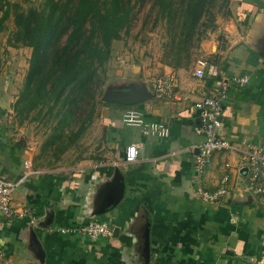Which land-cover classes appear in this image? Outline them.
I'll use <instances>...</instances> for the list:
<instances>
[{
	"label": "crops",
	"instance_id": "obj_1",
	"mask_svg": "<svg viewBox=\"0 0 264 264\" xmlns=\"http://www.w3.org/2000/svg\"><path fill=\"white\" fill-rule=\"evenodd\" d=\"M227 11L200 45L202 56L215 58L217 65L209 64L202 79L194 77L193 65L176 70L169 95L156 93L152 85L155 77L171 72L168 66L130 60L109 67L96 117L101 133L91 135L96 147L88 158L68 167H45L34 147L16 144L0 131V175L18 182L11 207L28 213L0 212V260L264 263V178L251 185L241 158L247 145H264V0H229ZM213 68L248 80L231 85L223 102L218 132L231 148L214 151L197 176L193 162L202 137L195 133L199 121L193 102L209 96ZM127 111L142 126L127 124ZM143 125L158 130L145 134ZM130 144L137 158L125 162ZM221 186L229 190L217 203L201 200V191ZM93 219L105 222L111 235L96 240L83 235L81 228Z\"/></svg>",
	"mask_w": 264,
	"mask_h": 264
},
{
	"label": "trees",
	"instance_id": "obj_2",
	"mask_svg": "<svg viewBox=\"0 0 264 264\" xmlns=\"http://www.w3.org/2000/svg\"><path fill=\"white\" fill-rule=\"evenodd\" d=\"M217 2L186 0L183 10H178L174 0H152L149 11L168 27L160 64L173 73L193 65L194 51L200 52L201 43L216 28ZM133 14V7L124 0H40L26 8L18 1L0 0V33L10 18L13 23L6 46L29 50L27 74L13 110L21 115L51 103L49 110L57 102L71 107L84 95L93 97L97 89L102 91L112 51L121 43ZM6 53L5 48L0 50V63ZM208 61L217 65L213 57ZM91 112L83 121L91 118ZM82 127L83 123L78 130Z\"/></svg>",
	"mask_w": 264,
	"mask_h": 264
},
{
	"label": "rangeland",
	"instance_id": "obj_3",
	"mask_svg": "<svg viewBox=\"0 0 264 264\" xmlns=\"http://www.w3.org/2000/svg\"><path fill=\"white\" fill-rule=\"evenodd\" d=\"M13 1L20 2L23 8H26L30 5H37L40 0ZM124 1H128L129 5L133 7V21L126 33L122 34V40H119L121 43H117L119 47L121 45V49H113L114 58H112L108 68L111 65L114 68L113 65L117 62L118 65L125 66V63L130 60H146V65L149 66L160 64L159 60L163 59L164 55V44L168 41L167 24L162 20L160 21L156 14L149 11L152 0ZM174 2L176 9L183 10L186 0H174ZM228 2L229 0H218L213 10L216 20L215 30L218 27L217 21L224 18L227 12ZM11 30H13V23L10 18L6 22V29L0 33V50L4 48L7 50L0 63V107L4 106L5 108L2 107V109L9 112L7 115L0 110V131L6 132L10 140L12 138L16 144L19 143L24 147H34L37 150L38 161L45 167H68L74 165L77 161L88 158L96 147L95 143L91 141V135L99 137L101 133L100 130L99 132L96 131L99 128V125H96V117L100 106L101 91L97 89L93 97H90L89 94L84 95L83 100L71 107H69V104L61 106L57 102L49 111L50 103L47 106L45 105L41 111L38 110L39 106H37L28 113L24 111L19 115L18 110H13V108L27 74L29 50L6 46V39ZM193 56L196 58L201 57L202 53L201 51H198V53L194 51ZM205 59L209 63L208 59ZM72 96L73 94L69 97ZM91 104H93L92 107ZM56 110H58V113H55ZM90 112L91 118L83 121V118ZM24 115L25 117H23ZM82 123V129L78 130ZM0 264L9 263L0 260Z\"/></svg>",
	"mask_w": 264,
	"mask_h": 264
},
{
	"label": "built area",
	"instance_id": "obj_4",
	"mask_svg": "<svg viewBox=\"0 0 264 264\" xmlns=\"http://www.w3.org/2000/svg\"><path fill=\"white\" fill-rule=\"evenodd\" d=\"M193 75L196 78L205 77L206 70L210 68L209 63L204 57H197L193 63ZM212 71V70H211ZM210 94L193 102V107L198 115V127L195 133L202 137L201 142L195 147L197 152L193 162V170L197 176L201 175L204 165L209 161L211 154L216 150L230 149V143L219 134L221 127V118L223 115V102L225 101L228 89L231 85L243 86L248 78L247 76H227L219 73L213 68L211 72ZM176 84V77L173 72L157 76L152 80L153 89L160 95H169L173 92ZM124 121L130 125L142 126L141 120L131 111H127ZM145 126V125H143ZM157 127H143V133L154 132ZM161 133V132H160ZM137 149L135 145H128L125 148V162H133L137 158ZM241 158L249 169V178L251 185L259 178H264V145H247L241 150ZM229 175L224 176V181ZM17 181H11L0 175V212L12 217H23L27 212H20L11 207V193L15 189ZM229 187L221 186L214 192L201 191V200L205 202L217 203L220 196L227 194ZM258 190V189H257ZM30 216V214H29ZM83 235L90 240H96L100 237L111 235L108 225L100 220H90L81 228ZM1 259V258H0Z\"/></svg>",
	"mask_w": 264,
	"mask_h": 264
},
{
	"label": "water",
	"instance_id": "obj_5",
	"mask_svg": "<svg viewBox=\"0 0 264 264\" xmlns=\"http://www.w3.org/2000/svg\"><path fill=\"white\" fill-rule=\"evenodd\" d=\"M2 106V105H1ZM2 107H4V106H2ZM5 108V107H4ZM7 109V108H6Z\"/></svg>",
	"mask_w": 264,
	"mask_h": 264
}]
</instances>
